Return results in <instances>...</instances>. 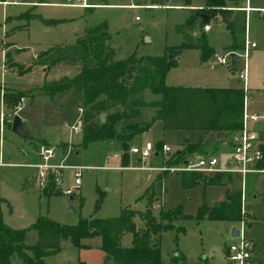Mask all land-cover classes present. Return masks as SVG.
Returning a JSON list of instances; mask_svg holds the SVG:
<instances>
[{
  "label": "rangeland",
  "instance_id": "rangeland-1",
  "mask_svg": "<svg viewBox=\"0 0 264 264\" xmlns=\"http://www.w3.org/2000/svg\"><path fill=\"white\" fill-rule=\"evenodd\" d=\"M23 1L18 0L17 3L11 1L6 5L0 2V37H4V45L13 44L25 50L23 52L25 56L31 55L33 50L53 43L74 42L86 27L101 22L107 24L110 40L124 55L131 53L162 55L167 46H174L182 41L177 24L190 13V9L183 5L188 4L186 0H95L103 4L91 8L71 4L75 0H60L55 4H24ZM153 1L162 2L159 5H146L152 4ZM204 1L191 0L189 4L203 6ZM131 2L142 5L128 6L127 4ZM248 15L247 31L257 47L250 48L246 58L248 87L246 106L249 111H256L264 116V110L256 109L258 102L264 106V13L259 15L258 11L252 10ZM208 21L211 26V29L207 31L210 40L214 45H224L230 36L223 20L211 18ZM3 25L7 30L5 34ZM2 45L3 43H0V93L21 91L24 96L19 109H16L18 103L11 107L4 102L6 109L3 115L8 119L9 124L13 115L18 114L22 117L33 139L25 140L5 129L1 157L4 162L9 163L0 165V211L4 222L24 229L26 243H33L37 239L38 229L32 224L39 215H46L60 223L75 224L79 222L80 217L99 218L119 215L124 207L135 210L145 209L148 204L144 195L145 190L163 169L143 168L142 165L154 167L177 164L166 162L172 151L183 147L186 139L197 140L205 135L209 140L222 141V138L216 137L214 131L165 128L159 119L152 120L151 105H146L142 112V119L151 121V125L144 132L137 133L131 138L125 152L118 139H112V141L97 139L89 142L86 147L79 146L77 149L70 142L65 147L66 142H59V140L68 136L69 127L82 122V111L79 110V107H82L81 92L76 91L73 86L53 93L29 86L30 81L27 79L29 76H32L35 82H44L48 78L58 77L62 74V70L53 69L45 79L40 70L33 75L21 77L19 73L26 69L18 73L12 66H8L9 59L6 61V67H2ZM10 53L11 49H8V56ZM242 53L240 49L234 69L217 65L223 66L220 68L226 73L225 78L220 79L224 84L220 85L243 86L244 82L238 75L243 66ZM170 55L172 56L171 53L167 54V56ZM192 57V54L184 53L179 62L180 66L173 68L177 63L176 60L169 68L171 69L169 80L183 76L188 67L187 61L192 60ZM21 63L17 64L21 65ZM22 64L24 68L27 67V64ZM78 68H80L79 65ZM204 68L207 72L210 71L208 64L204 65ZM65 75L71 76L73 73ZM9 84L15 85L19 90ZM152 97H158V95L146 90L145 98ZM224 139L229 143L230 134H227ZM160 141L169 144L172 151L164 153L159 150V154L156 155L152 150L145 159L141 158L140 153L129 151L132 145L142 148L146 142H150L153 147H156ZM42 144L54 146L52 162L86 165L82 169L79 184H75L74 175L65 169L61 191L49 195L43 193L46 187L38 186L37 170L30 165L40 161L37 152ZM36 149L37 152H35ZM228 150V146L221 145L213 153L223 159L225 151ZM167 170L161 182L162 196L152 202V212L157 218L161 208L170 210L174 214L182 212L192 216H175L171 222L173 226L162 231L160 238L162 260L166 261L169 256L177 252L183 254L187 261L202 259L206 256V260L202 261L207 264H219V261H221L220 264L232 263L229 257V259L225 258V245L233 240L230 229L236 225V222L206 216L196 219L195 215L202 204L219 205L227 198L228 193L237 191L240 188L239 178L232 175L230 186L226 182L209 183L204 178L196 184L187 185L183 184L182 170ZM247 177L249 180L250 177ZM67 187L71 188V193L76 194L75 198H70L69 193L63 192ZM248 187L251 190V186L248 185ZM250 198L247 197V200L249 201ZM134 221L137 227L143 226L138 214L134 216ZM245 231L249 239L247 227ZM132 239V233L126 231L121 235L120 241L122 245L128 246L132 244ZM90 240L93 244L99 243L100 236L96 235ZM100 252L101 249L94 246L88 249L83 248L79 253V249L73 247L69 239H63L62 248L46 255L44 259L51 263H65L79 258L86 264H101ZM261 255L264 257V254ZM17 262L20 264L19 260ZM108 264L113 263L108 262Z\"/></svg>",
  "mask_w": 264,
  "mask_h": 264
},
{
  "label": "trees",
  "instance_id": "trees-1",
  "mask_svg": "<svg viewBox=\"0 0 264 264\" xmlns=\"http://www.w3.org/2000/svg\"><path fill=\"white\" fill-rule=\"evenodd\" d=\"M46 1V0H39ZM189 4L191 0H186ZM234 3V4H232ZM239 0H205L201 7H190V13L177 24L182 41L174 46H167L162 55H129L116 56L115 47L107 24L101 22L86 27L74 42L53 43L37 52L32 63L44 65L47 69L55 64L79 65L73 75H62L56 79L45 80L41 88L48 93L73 86L82 95V131L78 145L86 147L97 139H118L123 151L128 147L130 139L137 133L147 130L151 121H138L136 117L146 105L155 107L153 119H160L165 128H190L206 130H223L228 133L241 128L243 119V88L238 87H205L170 85L165 82L168 69L174 65V55L184 47H197L201 60H206L213 52L207 34L199 35L192 30L199 20L206 24L196 12H205L209 19L223 11H230L232 18L226 23L231 40L224 46L226 49L240 50L246 37V11L239 6ZM208 19V20H209ZM168 53L172 56L169 58ZM8 51L5 54V61ZM31 65V64H30ZM22 65L10 62L18 73L24 69ZM145 88L160 93L159 99L145 101ZM23 95L21 91L0 93V99L13 107ZM104 113V120L100 119ZM14 116V115H13ZM13 118V117H12ZM162 141L156 148L161 149ZM207 152L203 139L186 140L183 147L172 151L167 164L183 163L192 155H203ZM264 154V153H263ZM183 184H196L202 178L209 183H220L222 173L204 175L199 170H182ZM168 172L163 169L146 188L145 196L148 204L143 210L122 208L119 215L110 217H80L78 223L66 224L39 215L32 224L38 229L35 242L24 241V229L13 227L2 220L0 211V264H13L17 258L20 264H53L45 261V255L62 248V240L69 239L73 247H90L87 240L100 236L99 247L104 251V264H162L160 238L162 231L172 227L175 216L191 217V214L176 213L161 208L159 218L152 212L153 201L162 196L161 182ZM61 191L58 184L51 180L43 193L49 195ZM82 200V198H81ZM98 205V202H97ZM138 214L143 223L140 233L134 216ZM248 218V214H245ZM236 221L242 217L241 193H228V197L219 205L202 204L195 215L202 217ZM132 233V244H121V235ZM170 262L185 260L183 254L170 256ZM56 264H84L78 260Z\"/></svg>",
  "mask_w": 264,
  "mask_h": 264
},
{
  "label": "crops",
  "instance_id": "crops-1",
  "mask_svg": "<svg viewBox=\"0 0 264 264\" xmlns=\"http://www.w3.org/2000/svg\"><path fill=\"white\" fill-rule=\"evenodd\" d=\"M262 1H264V0H239V3H237L239 6H234L233 5L231 7L232 8H234V7L244 8L245 11H246V22H247V18L249 16L248 14L252 10H256V11H258L259 15H263V13H264V3H261ZM0 2L2 4H4V5H6L9 2H11V1L9 0V1L6 2V0H0ZM17 2H18V0H15V2H13V3H17ZM23 2H24V4H55V3L60 2V0H46V1L24 0ZM160 2H162V1H157V2L153 1L152 4H146V5H159ZM132 3L137 4L136 6L142 5L141 3H138V2H132ZM232 4H234V3H232ZM177 5H179V4H177ZM183 5L186 8L202 6V5H198V4H187V5L183 4ZM89 8H91V7H89ZM212 18H214V19H222L219 14L214 16V17H212ZM223 23L225 24L224 25L225 29L229 33V28L227 27V24L224 21H223ZM207 24H209V21L207 22ZM3 28H4L3 32L5 34L7 32V30L4 27V25H3ZM210 29H211L210 24H209L208 28H204V25H202L201 22L199 20H197L196 21V25H195L194 29L192 30V34L197 36V35H199V33L201 31H204L207 34L209 44L213 46L214 50L215 51H223L224 50V46L227 43L230 42L231 37H229L230 39H228V41H226L224 43V45H222V46L214 45L212 43V41L210 40V37L208 36V33H207V31L210 30ZM229 36H230V33H229ZM246 40L249 41L248 42V51L252 47L253 48L257 47L256 43L253 46L250 45V41H254V40L250 39L249 33L247 31V27H246ZM0 43H3L2 49H1L3 58H4L5 54H6V52L8 51V49H11L10 56H8V54H7V57L9 58L10 62L11 61L15 62V63L22 62L24 64H27V66L31 64L29 68H27L22 73H19V75H21V77H25V76L27 77L28 75H33V73H37L38 70L42 71L41 73L44 76L43 79H45L46 77L48 78L49 72H51L53 69H56V68H59L60 71L62 70V74H60L59 76L65 75V74H70V73L74 74V73H76L79 70L78 65L55 64V65H52L51 67H49L47 69L42 64L32 63L33 60L35 59V56H36L37 52L39 50H41V49L46 48V47L39 48L37 50H33L31 55H26L25 56V55H23V52H25V50H23L22 48L20 49V47H16L13 44L4 45V43H5L4 37H0ZM111 43H112V41H111ZM112 45L115 47L116 56H118V57L126 56L123 53L118 51V49L114 45V43H112ZM184 53H186V55L192 54V56L194 58L192 57V60H188L187 61L188 67L184 71L185 74H183V76H179V77H173L172 76L173 79L169 80V77H171L170 74H169L171 69H169V71H167L168 73H166V75H165V82L167 84H170V85H184V86H205V87H238L239 86V85H220V84H224V83H221L220 79L221 78H225V75H226V73L223 71V69L220 68V67H223V66H217V67H214V68L209 67L208 69H210V71L208 70L209 72H207L206 69L204 68V65L208 64L207 63V59L206 60H201V58H200V50L197 47H184V48L180 49L174 55V60H175L174 63L176 62V60H177V63H176V65L173 68H177V67L180 66L181 63H179V62L181 60V56L184 55ZM17 56H19V57H17ZM237 60H236V62H237ZM22 63H21V65L23 66ZM234 64H228V65H224V66H227L229 69H234ZM74 67H76L77 69L74 68ZM23 68H24V66H23ZM216 69H218V70H216ZM71 70H73V72ZM212 70H216V71H212ZM180 74H182V73H180ZM58 77H53L52 79H55V78H58ZM174 78H176V79H174ZM27 79H28V81H30L29 86H33V87L35 86V88H38L40 91H44L41 88V85H42L43 81H36L35 82V80L33 79L32 76H29ZM50 79L51 78H48V80H50ZM5 85H8V84L5 83ZM9 86H12L15 89H17V87L15 85L9 84ZM246 86H247V84H246ZM240 87L243 88V86H240ZM17 90H19V89H17ZM146 90H150V89L149 88H145L144 89L143 97H144L145 101L149 102V101H152V100H156V99H159L160 96H161L160 93H156V92H153V91L150 90L152 93L157 94L158 97L145 98ZM247 90H248V87H247ZM144 107L141 109L140 114L136 117V119L138 121H146V120L142 119V112L144 110ZM151 108H152V115H153L154 112H155V107L151 106ZM5 109H6V107L4 105V102H3L2 99H0V165H6V164L9 163V162H4L2 160V157H1V145H2L4 137H5V129L6 130L8 129V130L12 131L13 133L17 134L11 128L12 120H11V122L9 124L8 119L4 118L3 114H4V110ZM256 109L259 110V111H262V110H264V106L261 105L260 102H258V105H257ZM251 126L255 130H257V132L259 134L260 146H261V148L263 150V153H264V116L262 115L261 117H259L258 120L254 121V122H251ZM202 130L214 131L216 133V137L217 138H222V141L221 140L212 141V140H209L205 135H202L199 139H203V141L205 142V147L207 149L206 153H210V152L213 153L215 150H217V148L219 146L225 145V146L229 147V150L225 151L226 153H225V156L223 157V159H221L220 157H218V158L220 159L221 162H223V160L229 158V156L231 154V144H230V141H229V143L226 142L224 137L227 134H230V133L225 131L226 132L225 136L218 137L217 136V131H215V130H206V129H202ZM17 135H19V134H17ZM19 136L21 138H23L25 140H29V141H31L33 139V135H32L31 138H24L21 135H19ZM79 136H80V139H81V134L79 135V133H74V132L70 131V127H69L68 128V136H66L65 138L63 137L62 139L59 140V142L60 141H65L66 142L65 147L71 142L77 149L80 146V145H78V142L80 141ZM199 139H197V140H199ZM108 140L112 141V139H108ZM197 140H192V141H197ZM131 145H132V143L130 144V146ZM35 152H37V149H36ZM26 153L28 154L29 152H26ZM131 153H133V152H131ZM154 153L157 155V154H159V151L156 150V151H154ZM37 154H38V152H37ZM38 156H39V154H38ZM197 156H199V154L198 155H192L189 158H192V157L196 158ZM232 175H236V177L239 178V180H240V182H239L240 183V188L237 191H239L241 193L242 182H241V178H240L239 174L223 172L220 183L226 182L227 185L230 186L232 184V180H231L232 179ZM247 176L250 177L249 180H248ZM248 185L251 186V190L249 189ZM58 186L61 189V182L58 184ZM243 186H244V205H245V208H246V212L248 214V222H247L248 227L247 228H248V232H249V234H248L249 239H247V237H246V231H244V235H245V238L247 239L248 244H249V246L251 248L252 263L256 262V264H264V257H263V255H261V254H264V173L247 174L244 177V185ZM247 197H249V198L251 197L249 201L247 200ZM229 221H232V220H229ZM233 222H236V221H233ZM236 224H237V222H236ZM230 236H231V234H230ZM232 239L234 240L235 238L232 237ZM87 241L91 243V246L90 247L78 248L79 249V253H80V251L82 252L83 248L88 249V248H92L94 246L99 247V243L100 242L96 243V244H93L91 242L90 238ZM226 245H225V251H226ZM99 249H101V248L99 247ZM51 253H53V252H51ZM51 253H49V254H51ZM100 253H101V264H104V262H103L104 251L101 249ZM176 254H179V253L176 252ZM226 255L227 254H225V258L229 259L228 256H226ZM205 258H206V256H204L202 259H195V260H191V261H187L185 259L183 261L170 262V260H169L170 256H169L166 261L162 260V264H207V263L202 261ZM225 258H223V260ZM78 260H80V259L78 258L75 261H78ZM17 261H18L17 258L13 259V264H19ZM75 261H68V262H75ZM68 262H65V263H68ZM220 262L221 261H219V264H220ZM53 264H56V263H53ZM84 264H86V263L84 262ZM230 264H235V263L232 261V263H230Z\"/></svg>",
  "mask_w": 264,
  "mask_h": 264
},
{
  "label": "built area",
  "instance_id": "built-area-1",
  "mask_svg": "<svg viewBox=\"0 0 264 264\" xmlns=\"http://www.w3.org/2000/svg\"><path fill=\"white\" fill-rule=\"evenodd\" d=\"M9 0H6V2ZM15 2V0H10ZM71 4H78L82 7L89 8L102 5L101 2L95 0H75ZM128 6H136L135 3H129ZM138 16H136L137 18ZM209 24H204V28H208ZM248 40L245 37V43L242 48L243 56V66L239 70V77L243 80V119L241 128L230 132V144H231V154L229 158L220 161L218 156L213 153H205L203 155L197 156L194 160L190 158L188 161L169 165V166H147L142 165L143 168H156V169H169V170H199L205 174H214L216 172H227L239 174L242 182L241 189V214L242 217L236 220V226L240 229V235L236 237L232 242L226 245V254L235 264H252L251 258V248L248 244L247 239L245 238L244 231L248 218L246 214V208L244 205V177L247 174H259L264 173V154L260 146L259 134L251 126V122H254L259 119L262 115L256 111H249L246 106L247 99V86H246V58L248 54ZM250 45H255L254 41H250ZM236 51L239 58V50L226 49L223 51H215L207 58L208 66L211 68L216 67L217 65H227L231 64L230 52ZM5 56L3 58L2 67H6ZM24 96L18 101L16 109L22 104ZM79 110H82V107H79ZM70 131L74 133H80L82 131V125H76L70 127ZM54 146L52 144H42L38 150L40 161L30 163L37 170V183L40 188L47 187L49 182L53 180L56 184H59L62 181L63 172L65 169H68L74 175L75 184H79L80 176L82 169L86 165H71L65 164L63 162L56 163L52 162L51 158L54 157ZM156 151L157 148L153 147L150 142H146L145 145L140 148L136 145L129 147V151L133 153H140L141 158L145 159L150 154L151 151ZM161 150L164 153H169L172 151V148L167 143H162ZM157 150V151H159ZM119 155V153H115ZM229 161L231 163L229 164ZM65 193L71 194V188L67 187L63 190Z\"/></svg>",
  "mask_w": 264,
  "mask_h": 264
},
{
  "label": "water",
  "instance_id": "water-1",
  "mask_svg": "<svg viewBox=\"0 0 264 264\" xmlns=\"http://www.w3.org/2000/svg\"><path fill=\"white\" fill-rule=\"evenodd\" d=\"M196 15L198 17H200L205 22L209 19V15L205 12H199L198 11V12H196ZM219 15L225 23L228 24L231 22L232 13L230 11H223ZM168 57L170 58L171 55ZM230 57H231V64H234L236 62V60L238 59V53L236 51H231ZM104 117H105L104 113H100V119L104 120ZM11 128L14 132L21 135L24 138H31L32 137V134H31L29 128L27 127L24 119L22 117H20L18 114H15L13 116L12 122H11ZM225 135H226L225 131H223V130L217 131L218 137H222ZM184 162H186V161H184ZM230 163H231V161H229V164ZM69 197L75 198L76 194L71 193L69 195ZM246 227H248V224H246ZM138 229H139L140 233H142L143 227H139ZM230 234L233 238H236L240 235V229L236 225H233L230 229Z\"/></svg>",
  "mask_w": 264,
  "mask_h": 264
}]
</instances>
